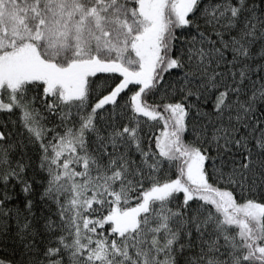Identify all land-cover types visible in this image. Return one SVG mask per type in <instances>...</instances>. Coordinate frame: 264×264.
Returning a JSON list of instances; mask_svg holds the SVG:
<instances>
[{
  "label": "snow or ice",
  "instance_id": "snow-or-ice-1",
  "mask_svg": "<svg viewBox=\"0 0 264 264\" xmlns=\"http://www.w3.org/2000/svg\"><path fill=\"white\" fill-rule=\"evenodd\" d=\"M0 264H264V0H0Z\"/></svg>",
  "mask_w": 264,
  "mask_h": 264
}]
</instances>
